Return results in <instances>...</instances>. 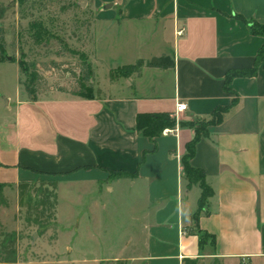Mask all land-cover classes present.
Returning <instances> with one entry per match:
<instances>
[{
  "label": "crops",
  "instance_id": "1",
  "mask_svg": "<svg viewBox=\"0 0 264 264\" xmlns=\"http://www.w3.org/2000/svg\"><path fill=\"white\" fill-rule=\"evenodd\" d=\"M89 6L93 39L85 51L95 73L100 62L105 80L96 81L94 98L49 91L18 100L15 117L3 125L14 159L4 160L0 149V171L13 169L16 179L0 182L71 173L93 188L80 217L95 221L113 216L104 194L127 190L126 239L99 264H264V66L225 89L226 72L252 67L264 43L237 16L264 24V0H92ZM120 29L126 33L120 50L139 43L128 64L167 58L174 66H144L112 81L116 63L100 59L114 49ZM235 98L190 160L212 189L195 219L202 189L188 184L182 165L193 130L177 124L153 142L136 129V118L167 113L177 122L209 120ZM178 102L188 109L176 117ZM111 170L129 175L114 177ZM199 229L214 235L215 244H200Z\"/></svg>",
  "mask_w": 264,
  "mask_h": 264
},
{
  "label": "rangeland",
  "instance_id": "2",
  "mask_svg": "<svg viewBox=\"0 0 264 264\" xmlns=\"http://www.w3.org/2000/svg\"><path fill=\"white\" fill-rule=\"evenodd\" d=\"M91 3L92 0H0V28L6 54L11 56L10 60L0 61V149L4 160L11 161L14 155L3 125L15 117L17 101L27 98L20 84L27 76L20 72L19 62L37 64L41 79L36 87L40 93L78 89L81 59L70 50L87 54L85 50L92 49ZM123 34L125 31L120 29L114 49L101 55L103 65L116 63L110 70L134 62L138 55L137 42L128 51L120 50L124 46ZM99 63L93 82L95 93L96 81L105 80V70ZM44 174L31 182H0L4 184L0 187V264H99L96 259L118 253L131 225L125 209L129 192L121 189L104 194V204L109 205L108 196L112 200L109 206L113 216L95 221L80 217L83 206L94 196L93 188L79 184L71 173ZM15 179V170L0 171V180ZM83 191L90 192L84 199L78 198Z\"/></svg>",
  "mask_w": 264,
  "mask_h": 264
},
{
  "label": "trees",
  "instance_id": "3",
  "mask_svg": "<svg viewBox=\"0 0 264 264\" xmlns=\"http://www.w3.org/2000/svg\"><path fill=\"white\" fill-rule=\"evenodd\" d=\"M127 0H123L126 2ZM238 18L242 19L249 26L250 32L254 35H259L264 37V24L246 20L243 16L238 15ZM72 53L78 54L80 57V70L78 74V89L70 92L64 88H60V91L70 93L72 95L81 96L84 98H94L95 89L93 82L95 81V70L93 63L89 60L88 56L84 52H79L77 50H70ZM7 58L5 44L3 42V29L0 28V61H4ZM151 66V67H173L174 62L169 59L156 58L149 61L139 60L135 64H125L121 66H116L110 70L111 80L128 77L133 72L139 71L142 66ZM264 66V43L257 52L255 63L252 67L247 68H237L231 69L226 72L225 75V89L231 91L229 87L230 82L235 77H252L255 76L258 72L259 67ZM20 72L26 74V80L20 81V84L23 87L24 92L27 95L29 101H35L38 98V95L41 94L38 90L37 82L41 79V74L38 71V66L35 62H29L21 60L19 62ZM43 93V92H42ZM237 99L235 98L231 104L226 106H218L212 113V117L209 120H199V121H179L170 116L167 113H139L136 118V129L143 136L148 137L151 141L155 142V139L162 135V132L165 128L175 127L177 124L179 126H188L190 127L194 134L192 139L186 145V153L182 158V165L184 169L185 176L188 180V184L198 183L202 189L201 197L199 199L198 210L195 212L194 217L198 219L200 211L205 207L209 196L212 194V189L208 186L205 180V172L201 168H196L191 165L190 160L195 155L196 144L202 137L209 135L210 127L213 125L219 124L231 106L236 103ZM110 174L114 177H122L129 175V172L125 171H115L111 170ZM3 183H0V187L3 186ZM199 235L200 244H203L205 241L210 240L212 244H215V236L209 234L203 230H197Z\"/></svg>",
  "mask_w": 264,
  "mask_h": 264
},
{
  "label": "built area",
  "instance_id": "4",
  "mask_svg": "<svg viewBox=\"0 0 264 264\" xmlns=\"http://www.w3.org/2000/svg\"><path fill=\"white\" fill-rule=\"evenodd\" d=\"M180 33H181V31H180ZM187 109H188V106H187L186 103H184V102H178V103L176 104V108H175V115H176V117H177L181 112H184V111H186ZM177 128H178V125H176L175 127H172V128H165V129L163 130L162 134H165V135H167V134H171V133H173V132H176V131H177Z\"/></svg>",
  "mask_w": 264,
  "mask_h": 264
},
{
  "label": "water",
  "instance_id": "5",
  "mask_svg": "<svg viewBox=\"0 0 264 264\" xmlns=\"http://www.w3.org/2000/svg\"><path fill=\"white\" fill-rule=\"evenodd\" d=\"M7 59H9V60H10V59H11V56H7ZM6 103H7V100H6Z\"/></svg>",
  "mask_w": 264,
  "mask_h": 264
}]
</instances>
